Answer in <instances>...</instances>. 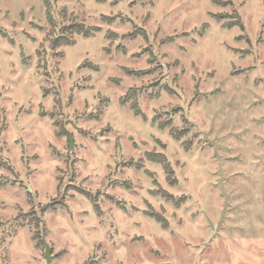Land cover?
Returning <instances> with one entry per match:
<instances>
[{
	"label": "rangeland",
	"instance_id": "obj_1",
	"mask_svg": "<svg viewBox=\"0 0 264 264\" xmlns=\"http://www.w3.org/2000/svg\"><path fill=\"white\" fill-rule=\"evenodd\" d=\"M0 264H264V0H0Z\"/></svg>",
	"mask_w": 264,
	"mask_h": 264
},
{
	"label": "trees",
	"instance_id": "obj_2",
	"mask_svg": "<svg viewBox=\"0 0 264 264\" xmlns=\"http://www.w3.org/2000/svg\"><path fill=\"white\" fill-rule=\"evenodd\" d=\"M232 24H233V23H226V24H223V26H224V27H231V26H233ZM235 24H236V25H240L241 27H243V24H242L241 21H238V22L235 23ZM73 28H74V30H75L76 32H79L80 34H82V35L85 36V37L91 35V34H92V31L96 30V28L84 27L83 25H80V24H74L73 27H72L71 29H73ZM131 108L134 110V114H135L136 116H139V115H140V116H143L142 113L140 112V110L137 108V105H136L135 102L131 104ZM173 135L176 136L177 134L174 133ZM148 156H149V158H150L152 161H154V162H156V163H161V164H163V165L165 166L166 170L170 171V169H169V165L167 164V162H166V158H165L164 155H162V154H155V155H153V156H152V155H148ZM163 194L166 195V193H164V192H163ZM166 196H168V195H166ZM169 197L172 198L171 195H169ZM42 242H43V241H42Z\"/></svg>",
	"mask_w": 264,
	"mask_h": 264
},
{
	"label": "water",
	"instance_id": "obj_3",
	"mask_svg": "<svg viewBox=\"0 0 264 264\" xmlns=\"http://www.w3.org/2000/svg\"><path fill=\"white\" fill-rule=\"evenodd\" d=\"M71 143H72V139L70 138V146H71ZM43 245H44V249H45L46 261L49 262L50 261V247L47 244V242L44 240V238H43Z\"/></svg>",
	"mask_w": 264,
	"mask_h": 264
}]
</instances>
